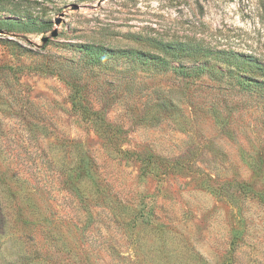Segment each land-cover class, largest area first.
<instances>
[{
	"label": "rangeland",
	"instance_id": "374dc122",
	"mask_svg": "<svg viewBox=\"0 0 264 264\" xmlns=\"http://www.w3.org/2000/svg\"><path fill=\"white\" fill-rule=\"evenodd\" d=\"M0 31V264H153L149 220L208 264H264V87L224 54L185 77L81 50L264 64V0H0Z\"/></svg>",
	"mask_w": 264,
	"mask_h": 264
},
{
	"label": "trees",
	"instance_id": "16d2710c",
	"mask_svg": "<svg viewBox=\"0 0 264 264\" xmlns=\"http://www.w3.org/2000/svg\"><path fill=\"white\" fill-rule=\"evenodd\" d=\"M81 50L90 58L94 66L99 65L103 59L126 56L136 61L140 60L143 64H155L162 71L173 70L175 73L185 77H197L206 71H222V67L217 65L216 60L212 61L210 57L218 60L220 54H224L223 59L221 58L220 60L228 66L234 65L237 68L236 70L239 71L237 72V77L248 79L264 87L263 63L255 61L251 57H244L238 53H214L200 45L195 47L187 44L179 46L171 45L165 48V52L175 58L173 60L189 58L200 62L194 66H188L184 63L174 65L172 59L167 57L162 58L160 55L157 56L154 53L137 51L135 49L117 51L102 44H85L81 46ZM202 57L205 58L204 62L201 61ZM230 68L228 72L234 73L232 67ZM249 70L252 75L248 74ZM255 75H259L262 79L253 77ZM6 222L5 217L0 213V232L8 230ZM137 238L139 248L153 264H208L192 247L185 243L186 241H184L182 235L180 236L175 230L162 224L157 225L150 220L147 221L138 233Z\"/></svg>",
	"mask_w": 264,
	"mask_h": 264
},
{
	"label": "water",
	"instance_id": "95a60500",
	"mask_svg": "<svg viewBox=\"0 0 264 264\" xmlns=\"http://www.w3.org/2000/svg\"><path fill=\"white\" fill-rule=\"evenodd\" d=\"M59 22H60V20H57V23H59ZM0 32H1V31H0ZM57 34H58V31H57V30H54V31L52 32V36H57ZM48 39H49L48 36H46V37L43 38L44 41H47Z\"/></svg>",
	"mask_w": 264,
	"mask_h": 264
}]
</instances>
